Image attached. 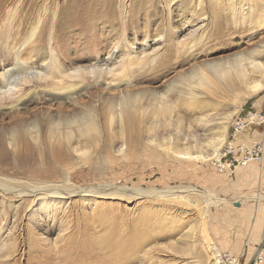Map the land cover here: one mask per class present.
<instances>
[{"label": "rangeland", "instance_id": "374dc122", "mask_svg": "<svg viewBox=\"0 0 264 264\" xmlns=\"http://www.w3.org/2000/svg\"><path fill=\"white\" fill-rule=\"evenodd\" d=\"M27 1L0 0V71L20 45L3 43V35L17 31L24 15L28 19L26 34L33 28L38 38L46 23L51 27L34 53L25 50L38 64L44 62L45 51L52 49L65 70L83 69L97 61L102 64L111 56L114 44L119 45L117 55L130 53L134 58L130 71L114 67L115 78L120 79L117 88V83L105 85L110 77L100 82L88 79L75 83L76 91L69 100L67 92L53 91L49 81L39 79L21 87L22 93L1 100L0 144L3 142L6 150L2 155L0 145V182L12 179L17 182L15 187L27 188L20 183L48 175L50 179L42 182L59 185L70 173L72 186L79 192L91 186L98 187L99 193L106 192L102 185L111 184L150 193L73 194L49 200L47 214L40 200L24 210L20 198L0 190V262L211 264L215 247L203 236L212 195L206 186L213 178L202 172L217 170L212 159L225 156L230 127L243 111L254 104L264 111V86L249 93L255 83L264 85V73L252 77L254 84L239 87L216 80L208 65L232 63L257 51L264 70V0H38V6L30 11ZM118 7L127 10L126 19L119 12L109 14L111 8ZM221 18H225L224 25L218 22ZM134 28L140 32L135 33ZM21 57L26 59L28 54ZM201 74L209 77L206 84L200 82ZM59 86L57 82L55 87ZM190 90L198 98L186 115L181 109L164 116L154 114L160 96H166L165 103L182 104ZM19 97L24 99L18 103ZM122 98L131 108L119 120V112L112 106ZM87 117L98 127L97 132H91L99 136L96 147L80 136L76 127L62 125ZM67 130L71 137L56 143L57 133ZM224 132L223 145L218 146ZM237 139L236 144L244 146L262 142V138L250 143ZM68 143L67 149L63 145ZM23 144L31 148L28 152L34 161L20 166L16 152L23 153ZM58 148L67 152L64 167L54 166L51 157ZM174 148L180 151L178 155ZM27 224L33 233L30 241ZM38 245L41 248L37 249ZM9 247L14 253L8 259L4 253L1 258V252ZM262 250V257L258 255L253 264L263 260ZM248 263L242 256L240 264Z\"/></svg>", "mask_w": 264, "mask_h": 264}, {"label": "bare ground", "instance_id": "6f19581e", "mask_svg": "<svg viewBox=\"0 0 264 264\" xmlns=\"http://www.w3.org/2000/svg\"><path fill=\"white\" fill-rule=\"evenodd\" d=\"M187 1L188 0H182V3H186ZM36 6H38V0H28L27 1L26 7L28 8V11H30L31 9H34V7H36ZM131 10H132V12H134L133 8H131ZM113 12H115V14L118 12L120 14H122L123 20L126 19L128 16V15H126L127 10H125V8H122V7H118V10H116L115 8H113V9L111 8L109 11V14H111ZM123 20H121L120 22H124ZM3 21H4V18H3ZM27 21H28V19L26 18V15L22 16L21 21L18 24L17 31H14L10 35H3V38H2L3 43L8 44V45L9 44L10 45H16L17 43H19L20 45H19V48L17 50H15L12 58L11 59L7 58L6 61H7V63H9V65L5 68H2L0 71V101L8 99V96H10L12 94H17V93L21 92L22 91L21 87H27L28 84H30L31 82H34L35 80H39V79L44 80V81H49L50 85L52 86L51 89H53V91L57 90V91L67 92L66 98H68L70 100V95L72 94V92L76 91V89H74V87L77 86L75 83L82 84L84 81H86L88 79H91V81H93V82H94V80L100 82V81H105L107 78L110 77V80H108L109 82L105 85L111 86L110 85L111 83H113V84L117 83V85H115V87L117 88L120 79L115 78L114 67H118L123 72H127V71L131 70V68H129V67L131 66V61L134 58V56L130 53H128L127 55H123V56L117 55V52L119 50L118 44L113 45V47H112L113 52H112L111 56H109V58H106L102 64H100V62L97 61V62H95V63H93L87 67L83 66L84 67L83 69L81 67L80 68L77 67L78 69H74L72 71L65 70L62 67V65L58 62V60H57L56 56L54 55L52 49H50L48 52L45 51V54L42 57L44 59V62L38 64L32 60V54L31 53L35 52V49H36L35 47H37L38 44L41 45L44 43V41H45L44 35L46 32H48V30H51L50 29L51 27H48V23H46L45 28L40 30L39 37L36 38L35 37V31L33 28L31 29L30 33L26 34L27 32H25V31H26V25L28 24ZM218 22H220L224 25L225 24V18H221L220 20H218ZM6 26H9V25L6 24ZM60 26L61 25L59 24V27ZM134 32L135 33L140 32V28H134ZM33 37H35V39H33ZM54 40H55V38H54ZM51 41H53L52 38H51ZM22 47H23V49H22ZM20 48L22 51L20 50ZM26 48L30 49L31 53L25 52ZM3 50H5V49H3ZM99 53H102L101 50H99ZM21 54H28V58L23 59L21 57ZM146 56L147 55H145L144 57H146ZM259 56H260V52H257V51L250 52L249 58L247 56H241V57H238L237 59H234L232 63H222V64L216 65V67L208 65V68L212 72L211 74L219 82L224 81L227 84L233 83L239 87H241L242 85L247 86L250 84H254L255 81H252V82L250 81L252 79V77H254L257 74L260 75V73H264V70H263L261 64L259 63V61H257ZM199 80L201 83L206 84L207 81H209V77L207 78L206 75L201 74ZM55 82L56 83L58 82V84L60 86L55 87V84H56ZM263 86L264 85H262V84L255 83V85L249 89V93L259 92L260 90L263 89ZM249 93H246V94L249 95ZM120 94H121V90H120ZM51 98L56 99L57 97L53 96ZM197 98H198V94L195 93L194 90H190L189 93H187V98H186L185 102H183L182 104L177 103V104L173 105V104L168 103V102L167 103L163 102L164 100H166V96L162 95L159 97L161 102H160V100L158 101L159 103H157V105H156V110H154V114H156V116H164L173 110L175 111L177 109L178 110L181 109V111L184 113V115H186V113L188 112V109L193 107V105H192L193 101H195ZM23 99H24L23 97H19V98H17V102L18 103L22 102ZM136 101L137 100L135 98V102ZM167 101H169V100L167 99ZM128 103H127L126 98H122V99H120L119 102H116V104L112 106V107L117 108V111L119 112V118H120L119 120L125 118V112L131 108L130 104H128ZM114 114H115V112H114ZM90 117H92V116H90ZM96 118H97V116H96ZM83 120L84 121H82V122H78V120H76V119L73 121H65L64 124H62V125L66 126V128H70L68 126H71V125L76 127L78 129L80 136H84V138H86V140H89V141L91 140L92 145L94 147H96L99 144V136L98 137L92 136L91 132L92 133L97 132L98 127H97L96 123L93 122L88 117L83 119ZM60 124L61 123H59L57 126H59ZM70 133H71V130H67V132L63 133V134L58 132L57 134L60 138L56 137L57 140H55V142L61 143L60 139L70 138L71 137ZM59 134H62V135H59ZM61 136H63V137H61ZM220 136L221 137L217 141L218 146H220L224 142L225 132L223 134H221ZM52 139H54V138L52 137ZM13 141L15 142V140H13ZM109 142H110V140H108V142H106L104 144L105 148H108ZM0 145H1L2 155H5L6 149H5L4 143L2 142ZM23 145L25 147V149H23V147H22L23 153L20 154V152L18 150L16 152L18 155L17 156L18 165H20V166L27 165V163H29V162L32 163V161H34L31 158V157H33V155L28 152V151H30L31 148L26 144H23ZM69 145L70 144L68 143V144L63 145V146L68 149ZM14 146H15V148H17L18 143L15 144ZM158 147H162V146L158 145ZM217 149H218V147H217ZM15 150L16 149H14V151ZM24 150H26L28 153L24 152ZM215 151H216V149H215ZM52 152L53 153H52L51 157H52L53 161L55 162V163L53 162L54 166L55 165H58V166L62 165L64 167L65 163H66L65 160L67 157L66 156L67 152L65 151V149H59L58 148ZM173 152H175V154H176L180 151L177 152L176 149L174 148ZM188 153L189 152H187L186 154H188ZM176 155H178V154H176ZM192 157L197 159V156H192ZM202 160L206 161V160H208V157L202 156ZM16 173H17V171L15 170L14 174H16ZM44 178L50 179V177L48 175L40 178V180L38 179V177L33 176L32 181H35V182H29V183L21 182L20 183V184H22V183L25 184L26 185L25 187H27V188H19L17 186H16L17 187L16 188L14 186L15 185L14 183H17V182H13V180L10 179L9 181H5L3 183L0 182V190L3 193H10L11 192L15 196L20 198L22 200V204L25 205L24 210L26 207H28L30 205L31 206L34 205L36 200H40L41 209H43L45 212L50 210L49 205H48L49 200L70 198L71 196H73V194L85 193V194H92V195H96V196L97 195H110V194H114V195H121L122 194L123 195V193L125 194V191L126 192L128 191V193L129 192L132 193V196H141V195H149V193H150V192H148L150 190L143 191L139 187L138 188L137 187H131V188L125 187L124 188V187L113 186L111 184L102 185V188L107 190L106 192L102 191L99 193L97 190L98 187L94 188V186L93 187L91 186L89 188H85L83 191L81 190L79 192V191H76L72 186L73 184H72V178H71L70 173L65 174L64 178L62 179L63 182H61L59 184L61 186L55 184L51 180L50 181L53 183H48V184L44 183V182H42L43 181L42 179H44ZM91 188H93V189H91ZM47 214H48V212H47ZM48 218H50V216H48ZM26 230H27L28 240L30 241L33 233L31 232L28 224L26 225ZM38 248H41V246L38 245L37 249ZM37 249H36V251H37ZM4 253L6 254V257H7L6 259H8V256H11V254L14 253V248L9 247L5 250V252L2 251L1 252V256H2L1 258H4ZM260 254L261 253H259L258 255L260 256ZM258 255L256 256L255 260L257 259ZM0 264H2V263L0 262Z\"/></svg>", "mask_w": 264, "mask_h": 264}, {"label": "crops", "instance_id": "0c3cea01", "mask_svg": "<svg viewBox=\"0 0 264 264\" xmlns=\"http://www.w3.org/2000/svg\"><path fill=\"white\" fill-rule=\"evenodd\" d=\"M246 133L237 141L250 143L262 138L264 143L261 127ZM202 173L213 178L206 186L212 195L204 218L203 240L221 252L240 259L244 256L248 263L264 237V164L251 163L231 175L215 169ZM258 264H264V258Z\"/></svg>", "mask_w": 264, "mask_h": 264}, {"label": "built area", "instance_id": "2783aa9c", "mask_svg": "<svg viewBox=\"0 0 264 264\" xmlns=\"http://www.w3.org/2000/svg\"><path fill=\"white\" fill-rule=\"evenodd\" d=\"M254 105H252L248 111H243L240 118L230 127L225 156H223L221 160H214L213 157L212 163H214L218 171H228L229 174H233L237 168L244 167L248 164H263V142H254L248 146L236 144V139L246 130L254 127H261V129H264V111L258 110ZM213 249L214 254L211 259V264H240V257L233 256L228 252H221L216 248ZM258 260L259 259H257V261Z\"/></svg>", "mask_w": 264, "mask_h": 264}, {"label": "water", "instance_id": "95a60500", "mask_svg": "<svg viewBox=\"0 0 264 264\" xmlns=\"http://www.w3.org/2000/svg\"><path fill=\"white\" fill-rule=\"evenodd\" d=\"M263 246H264V237L259 245V247L257 248V250L255 251V253L253 254L251 260L249 261L248 264H253L254 263V260L256 258V256L260 253V251L263 249Z\"/></svg>", "mask_w": 264, "mask_h": 264}]
</instances>
